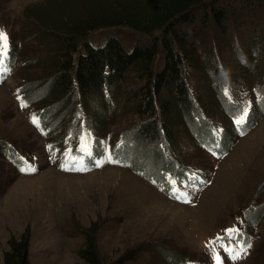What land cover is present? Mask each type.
I'll list each match as a JSON object with an SVG mask.
<instances>
[{
  "label": "rangeland",
  "instance_id": "374dc122",
  "mask_svg": "<svg viewBox=\"0 0 264 264\" xmlns=\"http://www.w3.org/2000/svg\"><path fill=\"white\" fill-rule=\"evenodd\" d=\"M96 1L0 0V29L6 31L10 46L13 43L16 49V64L9 58L11 71L0 79V264L8 239L19 237L26 230L30 232L29 264H84L77 252L83 244V230L93 224L98 226L96 244L105 262L142 245L145 251L135 264H178L185 259L216 264L215 255L204 256L206 238L219 235L223 228H234L232 217L251 203L262 209L256 220L260 219L263 236L237 262L229 263L222 255L220 264H264V111L258 118L255 112L252 120L256 121L235 139L217 164L212 184L197 192L191 206L162 196L128 166L105 162L103 168L93 171H77L71 166L70 170H63L66 152L80 155L77 149L82 135L91 133L87 143L94 154L100 137H116L136 122L132 113L117 114L113 110L117 107V91L105 97L112 110L101 126L87 109L96 107V95H88L83 102L75 89L74 108L67 111L63 106L69 102L52 97L49 83L41 84L47 78L42 66L48 64L46 61L54 52L50 35L41 31L39 24L60 26V19L73 16ZM255 2L243 8L233 6L223 32L215 25L197 26L201 37L195 39L194 47L206 63L200 79L192 75L188 79L194 82L197 94L217 108L216 114L207 116L213 120L209 123L217 121L220 128L230 126L229 117L240 115L241 98L220 97L224 108H219L222 102L205 81L214 72L209 59L219 58L216 68L225 78L231 77L232 83L234 77L250 80L257 73L258 82L264 76V44L256 46L259 55H253V64H247H252L254 71L245 70L242 61L248 58L254 43H261L260 38L264 41V4L253 6ZM217 39L222 46H218ZM39 58L41 62H34ZM252 82L253 78L246 86ZM121 85L128 90L135 87L129 82ZM47 94L51 96L45 97ZM19 102L26 105L25 109L20 108ZM33 116L40 122L39 129L32 123ZM175 122L178 128L173 148L178 151L177 158L184 165L214 171L209 154L197 147L189 134L187 119L178 116ZM107 142L111 147L112 139ZM127 147L136 158L130 162L132 165L143 156L149 159L146 162L154 159L156 150L148 143H128ZM108 153L109 150L106 157ZM91 161L85 159L87 168ZM28 166H34L36 171H21Z\"/></svg>",
  "mask_w": 264,
  "mask_h": 264
},
{
  "label": "trees",
  "instance_id": "16d2710c",
  "mask_svg": "<svg viewBox=\"0 0 264 264\" xmlns=\"http://www.w3.org/2000/svg\"><path fill=\"white\" fill-rule=\"evenodd\" d=\"M253 1H256L253 6L264 4V0H98L73 16L60 19V26L39 24L40 30L50 35L54 52L47 61L43 59L48 63L42 66L47 78L41 84L49 83L52 97L69 102L68 106H63L67 111L74 108L75 89L83 102L88 95H96V107L91 105L87 109L101 126L106 124V117L112 110L105 95L117 91V107L113 110L117 114L132 113L136 122L123 131L125 143L115 147L111 159L118 163L108 162V165L139 169L148 176L159 172L182 175L181 165L184 163L177 158L178 151L173 148L178 116L187 119L189 134L197 147L204 145L205 150L221 156L224 150L232 148L235 141L229 128L224 130L223 140L213 137L217 121L209 123L212 119L208 116L216 114L217 108L197 92L195 96L187 90L185 78L192 75L200 79L206 63L194 47L195 39L201 37L197 26L212 28L215 25L223 32L231 16L230 9L250 6ZM35 32L39 34L38 30ZM260 42L254 43L248 58L242 60L245 61V70L253 69V59L250 58L259 55L256 46L264 44L262 38ZM217 44L222 46L218 39ZM41 60L35 59L34 62ZM218 61L215 56L209 59L214 72L205 81L221 103V87L232 78H225L224 73L219 72L216 68ZM249 62L252 64L247 66ZM257 75L254 74V79ZM240 78L243 77H234V82H239ZM263 80L264 76H260L256 83L264 90ZM127 82L135 87L121 88V84ZM48 96L51 95L45 97ZM219 108H224L223 102ZM261 108H264V102L257 107L256 118L262 116ZM201 112L208 115V119H203ZM255 121L250 118L245 131ZM140 142L148 143L156 150L154 159L146 162L149 159L143 156L139 163L132 165L130 162L136 158L129 153L127 145ZM212 144L216 147L211 148ZM90 165L95 167V161ZM260 211L262 209L257 208L252 216L260 217ZM97 230L96 224L83 230V244L77 255L84 264H135L145 251L142 245H138L113 261L105 262L98 252ZM29 238V230L19 237L11 236L3 252V264H29Z\"/></svg>",
  "mask_w": 264,
  "mask_h": 264
},
{
  "label": "snow or ice",
  "instance_id": "6c2138e0",
  "mask_svg": "<svg viewBox=\"0 0 264 264\" xmlns=\"http://www.w3.org/2000/svg\"><path fill=\"white\" fill-rule=\"evenodd\" d=\"M9 57H10V37L6 33L5 30L0 29V79H2L4 76H6L10 71V63H9ZM26 105L22 102L21 107H25ZM249 116V108L245 106L242 110V114L239 116V118L234 120V123L238 125L239 127L243 128V126L246 124ZM32 123L34 126H36L38 129L40 128V122L37 119V117H32ZM43 134V133H42ZM91 133H86L85 135H82L80 137V147L77 149V152L80 153V155H73L71 150L66 152V159L64 163L62 164L63 170H70L73 168L77 171H87L88 168L85 165V159L87 158L88 161H91L93 158V150L91 146L87 143V136H90ZM51 147V146H49ZM215 154V153H213ZM70 158V159H69ZM107 162L109 163H118V161H113L111 157L109 156ZM103 160H96L95 166L101 167L103 165ZM21 171H27L30 173H34L36 171V168L34 166H28L27 168L22 167ZM163 190V189H162ZM170 194L176 198L181 199V197H185V193H179L177 194V189L175 187L171 188ZM184 202L187 203V199H184ZM229 232H236V229H230ZM251 242H247L243 247H240L238 249H229L228 255L229 258L232 260H238L242 258L243 255L247 254V250L251 248ZM214 260L216 261V264H220V257L219 255L214 256Z\"/></svg>",
  "mask_w": 264,
  "mask_h": 264
}]
</instances>
